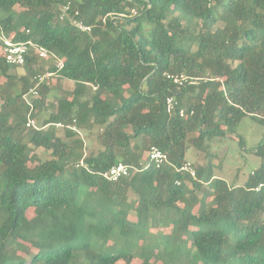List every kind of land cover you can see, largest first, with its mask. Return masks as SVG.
<instances>
[{
	"label": "trees",
	"instance_id": "1",
	"mask_svg": "<svg viewBox=\"0 0 264 264\" xmlns=\"http://www.w3.org/2000/svg\"><path fill=\"white\" fill-rule=\"evenodd\" d=\"M0 31L63 61L31 47L12 65L0 41V264H264V137L243 184L187 158L211 137L244 146L246 116L264 126V0H0ZM47 72L74 83L51 111L49 82L24 97ZM152 146L170 163L141 165ZM119 162L130 175L105 178Z\"/></svg>",
	"mask_w": 264,
	"mask_h": 264
},
{
	"label": "rangeland",
	"instance_id": "2",
	"mask_svg": "<svg viewBox=\"0 0 264 264\" xmlns=\"http://www.w3.org/2000/svg\"><path fill=\"white\" fill-rule=\"evenodd\" d=\"M1 33V31H0ZM50 83L52 86L49 98V110L54 108L55 101L60 97H65L69 94L70 83L64 80H57L51 77L45 80V83ZM48 110V112H49ZM238 135L242 136L245 145L241 146L239 138L235 134H227L220 137H211L208 140L206 150L200 154L193 148L188 150L187 158L189 160H199L204 164L210 163L213 168L214 174L227 179L230 183L243 184L246 177L261 163V158L254 154L251 150L258 145L264 137V126L253 118L246 116L237 127ZM91 145L93 142H91ZM94 147L97 144H93ZM42 151L40 150V153ZM5 188V179L0 176V194ZM32 213H30L31 215ZM157 233V232H156ZM157 234H148L146 241L148 243H160L164 241L162 236H155ZM132 239V238H131ZM138 244L135 245L134 239L132 240L131 250L138 254L136 251ZM158 254L161 251L157 252ZM169 256V255H168ZM169 259V257H165ZM158 264L162 261L159 259Z\"/></svg>",
	"mask_w": 264,
	"mask_h": 264
},
{
	"label": "built area",
	"instance_id": "3",
	"mask_svg": "<svg viewBox=\"0 0 264 264\" xmlns=\"http://www.w3.org/2000/svg\"><path fill=\"white\" fill-rule=\"evenodd\" d=\"M68 9H69V5H65L63 7L64 16H66ZM133 12L135 13V10H133ZM77 24H78L79 28H81L83 31H90L92 29L91 25H86V24L81 23V22H78ZM0 41L3 45L4 55H5L6 61L9 64L16 65V66H23L26 62V58H27V55L29 54L30 48L32 47L35 50V52L39 55V57L42 58L43 60H52L53 59L58 68H62V66H63L62 59H60L57 55L50 52L44 46L38 45L31 40L25 41V42L24 41L16 42V41H13L12 39H10L8 36H5L1 32L0 33ZM54 75H55V73H53V72H47L45 74H39L37 76L38 82H37L36 86L32 87L30 89V91L24 96L26 98V100L29 103H31V98L36 97L39 94L38 86L42 83H45L46 79H48ZM165 75L167 78L172 80L178 86H182L186 83L193 82V80H191L189 78V76L184 74V73L166 72ZM178 105H179V102L175 96H168L166 98V111L167 112L172 113L174 110H176ZM178 113L180 116L185 117L187 115L192 116L195 113V111L193 109L189 110V109H186L185 107H180L178 109ZM26 125L28 127H33L36 129H41L44 127V126H40L38 124L37 119L34 117H31V116L28 118ZM69 127H71L73 130H78L76 125H71ZM146 155H147V158L149 159V162L147 164L146 163L144 164L143 162H141V165H143V166H148L149 164L152 163L157 168H160L163 165L170 163L168 155L162 149H160L157 146H152L147 151ZM81 164L82 165L84 164L83 160L80 161L78 166ZM177 170L188 172L193 178H196V170H195L191 161L185 162L181 167L177 168ZM130 172H131V166H129L123 162H119L118 164L113 165L109 170L105 171L103 175L108 180L116 181L121 177L130 175ZM177 183H179V182H177ZM263 186H264V182L261 183L257 187V189H260Z\"/></svg>",
	"mask_w": 264,
	"mask_h": 264
},
{
	"label": "crops",
	"instance_id": "4",
	"mask_svg": "<svg viewBox=\"0 0 264 264\" xmlns=\"http://www.w3.org/2000/svg\"><path fill=\"white\" fill-rule=\"evenodd\" d=\"M64 81H66V80H64ZM68 82L70 83V90H69L70 92L69 93H71V91L73 90V87H74V83H73V81H68ZM48 105H49V103H47V107H48ZM48 109H49V107H48ZM82 133L84 134V132H82ZM86 143L89 145L90 144V139L86 138ZM40 150L42 151L41 148L37 149L39 154H40Z\"/></svg>",
	"mask_w": 264,
	"mask_h": 264
}]
</instances>
